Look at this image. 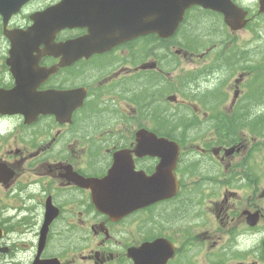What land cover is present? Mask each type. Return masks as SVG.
I'll use <instances>...</instances> for the list:
<instances>
[{
  "label": "flooded vegetation",
  "instance_id": "1",
  "mask_svg": "<svg viewBox=\"0 0 264 264\" xmlns=\"http://www.w3.org/2000/svg\"><path fill=\"white\" fill-rule=\"evenodd\" d=\"M60 1L27 0L17 11L14 4H0V107L5 104H22L24 107L22 113L0 111V166L11 172L7 182H3L4 178L0 173V224L10 230V219L15 217L8 215V212L19 209V204L25 203V215L21 216L23 220L19 223L25 221V235L29 237L25 241V264H31L37 251L36 238L43 221V202L49 198L58 207L59 217L49 228L41 257H58L61 264H134L128 257L127 250L152 240L153 236H142L140 226L123 224L126 219L112 221L107 214L95 207L90 189L80 188L72 182L73 172L84 178L104 176L115 151L134 148V133L125 136L126 133L121 132L117 140H111V133L108 136L107 133H93L89 124H77L79 117L84 121L112 118V114L108 113H105V117H99L92 113L83 115L74 112L69 123H62L53 114L25 113V84L32 87L33 96L50 90L60 92L85 87V101L94 97L100 102L99 106L114 104L115 101L119 103L120 100L126 101V106H130L134 100L141 99L143 88H153L151 95L155 106L158 101L167 105L173 99L169 95L170 89H167L166 94L161 91L170 84L168 63L172 54L167 51L160 60L158 57H150L149 67L142 69V38L138 37L114 44L103 52L74 60L70 65L62 67L60 52L56 55L48 53L47 44L43 40L48 37V45L61 44L88 35L90 31L100 37L104 36L107 24H104L106 13L103 0H89L91 19L88 26L60 29L53 35L39 34L44 28L45 20L40 13ZM234 2L247 11L248 22L243 29L230 33L240 40L241 45L238 48L248 53L249 44L253 41L251 25L255 21L263 20L264 12L259 11L257 0ZM205 15L204 11L197 15L191 14L187 21L188 25L201 21V36H206L207 29L211 30L215 24L213 19H206ZM35 18L41 21L39 27L25 36V31L35 23ZM222 30L228 31V28L223 24ZM150 37L157 39L155 35ZM96 46L100 48L103 44L98 42ZM209 53L205 52L204 55ZM185 55L192 56V53L184 52V58ZM204 55L200 61L203 69L215 67L221 62V56L207 58ZM210 59H213L211 64L206 66ZM241 63H247V56L245 60L241 59ZM232 64L236 66V59L232 60ZM233 65H228L227 68L233 69ZM163 67L167 69L163 70ZM221 71H216V75H220ZM262 71L264 72V68ZM143 75H150L153 81L143 82ZM159 76L166 80L159 81ZM252 83L253 76L247 71L238 85L232 87L234 97L225 96L226 100H230L229 118L232 121V130L230 133H214L213 137L204 138L205 148H202L205 157L224 165L230 171L232 177L226 179V184L243 187L242 195L231 192L230 196L224 195L218 205L222 219H228L229 215L226 213L230 210L231 219L245 228L240 235V244L235 250H230L228 261L224 264H264V189L259 187L264 186V86L257 92L256 100L260 106L254 110ZM212 84L211 81H202L199 86L207 90L211 89ZM99 87L110 91L106 99L95 96L100 91ZM203 93H207L209 97L212 95L207 91ZM216 95L217 93L213 100L217 105L226 103L225 99ZM238 100L251 105L242 114H237ZM32 102L35 105L40 101L35 98ZM202 115L205 119L209 118L207 113ZM239 117L245 119L246 123L242 127L247 125L246 133H241L242 130L237 128ZM214 118L219 121L221 116ZM254 118L263 121L262 133H252ZM133 162L136 169H143L147 173L156 164L155 159L147 156H134ZM70 170L71 173L68 174ZM230 199L233 201L228 205ZM35 200L41 205L38 210L31 212L30 203ZM7 202H15L16 205ZM246 209L259 213L254 226L245 223L241 212ZM139 213L128 216H133L132 220H135ZM135 226L138 227V234L135 239H131ZM238 228L231 225L226 230L234 231ZM161 233L165 237L170 235L168 230ZM52 235L54 241L51 240ZM62 239H68L69 243L61 241ZM52 243L55 244L54 248H51ZM67 250L70 252L66 253ZM237 252L244 257L240 261H237ZM177 253L178 247L175 249V256ZM11 254L12 251L0 256L7 259ZM174 259L166 264H173Z\"/></svg>",
  "mask_w": 264,
  "mask_h": 264
},
{
  "label": "rangeland",
  "instance_id": "2",
  "mask_svg": "<svg viewBox=\"0 0 264 264\" xmlns=\"http://www.w3.org/2000/svg\"><path fill=\"white\" fill-rule=\"evenodd\" d=\"M251 28L255 29L257 33V35L254 36L253 42L249 44V47L253 48V71L254 73H258L257 72L259 70L258 67H261L264 65V36L259 35V33L264 31V19L253 22L251 25ZM182 29L188 34L192 33L190 32L189 25H185ZM220 31L222 30H220V25H219L218 27L214 29L213 32L209 33V40H210L209 46L206 45V48L209 47L208 48L209 51L207 52H210V53L204 56H206L207 58H214L217 56H221V63H219L217 66L215 65V67H212V68H217L221 66V64H223V57H227L231 51L238 52L237 47L241 45L240 40L236 39L235 35H232L229 31H226V33H220ZM220 40H221V44L215 47L214 44ZM175 41L176 39H174L173 43L171 42L168 47V48H171L173 52L171 57L175 56L176 58L175 62H171L172 65L168 67V70L170 71L169 73L170 76L168 79H172V90L174 92H178V90L181 89L179 78L182 76L184 77L187 71H198V69H200L201 67L200 61L202 60L203 55L201 56L185 55V58H183L182 54L179 53L181 52V47H179ZM152 47L154 51L158 50V54H161L164 51L165 52L168 51V48L166 47L165 44L161 46L159 44L158 45L155 44ZM141 50H142V46H141ZM144 50L145 49L142 50V53ZM204 50L205 49L199 46L198 50L194 51V53L198 55V54H201L202 51ZM242 55L244 54H241L240 56ZM146 60L147 62H150V58H147ZM192 60H197V61L193 62ZM210 60L211 61H208L206 66L210 65L213 59H210ZM162 69L166 70L167 68L163 67ZM221 70L223 72H226V70L224 69H221ZM259 76L263 77L262 75H259ZM99 90L100 91H97L95 96L101 99H106L110 95V91L103 87H99ZM174 95L176 96L177 101L174 104H171L168 106L175 105L174 107V110H175L178 106H182L180 104L182 101L183 102L185 101H184V98L181 97L179 94L177 95V93H175ZM141 98L142 100L147 101L146 97L142 96ZM96 102H99V101H96ZM114 104L116 105V111H113L107 106L104 107L105 105L101 104L100 105L102 107L101 110L93 109V113H97L101 117H105V113H108V114L114 113L113 116L118 117L122 122L124 120H128L126 116L123 114V111L126 109V101L120 100L119 103L115 101ZM188 104L193 105V107H195L197 110L203 107L201 102L198 101L197 99L195 100L192 99V101L189 102ZM96 105H99V104H96ZM140 119L141 117H137V116L131 119L132 122L126 125L127 130L125 127V133H126L125 136L128 135L127 133H129L130 130L135 129L137 127L136 122L139 121ZM190 143L192 144L191 149L196 150L197 142L190 141ZM183 166L186 168V164H183ZM223 168L224 167L222 166L221 170H223ZM202 170H204V165L203 163H200L197 165L196 169H193L192 177L190 175L189 177H187L186 174L182 175L186 181L185 183L186 188L189 186V184H192V183L199 186L203 183V181H215L214 179L206 178L207 176L204 175ZM223 182H222L223 186H221V189L219 190L218 197L200 198L198 196L199 202L198 201L191 202L189 203L187 207L183 209H179L177 211L175 210V213L173 214V218L169 219V221L167 222L168 225L171 226L170 227L171 229H168L164 226L166 217H162L161 219L163 220V222L158 223V227L160 229L165 230V231L168 230L169 232L173 231L172 234L174 238L177 240V242H181L182 240L187 241L188 239H192V236H193L192 241L196 243V246L191 250V254H194V256H196L197 258V261L194 260V258H192L194 263H199V264H213L214 263V259L212 258L210 260H205V261L203 260L204 258L202 257L203 251H201L199 244L207 243L209 246H212V244L215 241H217V237L220 236L222 234V231L224 230V228L222 227L223 223L222 222L220 223V219L216 217L217 207L215 205L219 201L220 197L222 196L221 194L224 192L225 185L223 184ZM259 187L262 188V186H259ZM206 193L209 194L210 192L207 191ZM224 194H228V192L226 191ZM180 199L182 200V197ZM7 204L16 205L15 202H7ZM40 205L41 203L39 201H36V200L32 201L30 203V211L35 212L36 210L40 208ZM18 207L19 209H17V211L16 209H12V211H16L14 213H11L10 211L8 212V215H13V217H15L14 219H10V224H11L10 227L14 229V231L11 232L8 238V243L15 245L14 258L16 257V259H14L13 257H8L7 259H5L0 256V264H8V263H11L13 260H15L16 262L15 264H25V257H22V254L24 253V251H21V248L25 249V241H28L29 237L25 235V227H24L25 221L24 223L22 222L19 223L20 221L23 220L21 219V215H25V203L24 204L20 203ZM63 207L65 208V206ZM151 216L152 215H148V217H145L144 219H149ZM142 223H144V220L142 221ZM232 226L240 227L241 225H238L235 223V224H232ZM142 227L143 229H145V226L142 225ZM133 228H134L133 230L134 233L131 234V237H130L131 239H135L138 234L137 233L138 227L135 226ZM243 229L245 228L242 227L231 233L223 234L222 241H223V247L225 246L224 250H227V252H229L231 248H235L236 246L239 245L238 240L240 239L241 233H243ZM16 230H22L23 232L16 233L15 232ZM203 231H208L209 233L207 235H204V234L202 235ZM142 235L144 236L147 235V232L143 231ZM205 236L209 238H206L207 240L206 239L203 240ZM177 238L182 239V240L178 241ZM54 240L55 239L52 238V241ZM67 240L68 239L64 240V242L69 243ZM54 247H55V244L52 243L51 248H54ZM212 249H213L212 251L208 250L211 256L214 253V251H216V245L213 246ZM68 252L70 251L67 250L66 253ZM242 257L243 256L240 255L239 252H237V261H240Z\"/></svg>",
  "mask_w": 264,
  "mask_h": 264
},
{
  "label": "water",
  "instance_id": "3",
  "mask_svg": "<svg viewBox=\"0 0 264 264\" xmlns=\"http://www.w3.org/2000/svg\"><path fill=\"white\" fill-rule=\"evenodd\" d=\"M66 3L67 1L60 5L64 6ZM261 4L264 7V0H261ZM217 10L225 14V20L231 27L236 28L240 26L239 23H233L232 17L235 16V9L229 3H225L223 6L217 8ZM138 137L139 143L135 150L136 154L159 157L160 162L156 167V172L149 177L143 174L134 175L127 167V164L124 165L121 162L124 154L122 152L118 153L108 176L104 179V182H99L101 184L104 183L103 191L106 196L103 198V193H100L103 199L95 201L97 206L105 205L110 212L127 214L137 207H143L156 200L168 197L166 195L170 194L169 188L175 184V179L171 173L175 166L174 158L176 157L177 149L165 139H157L147 131H139ZM87 185L84 184V186ZM174 191L175 188H173ZM54 215L55 212L53 210L49 211L46 222L52 220ZM42 231L44 232V230ZM1 236L2 233L0 231ZM44 240L45 236L43 235L40 240L41 244L44 243ZM37 264L56 263L49 260L38 261Z\"/></svg>",
  "mask_w": 264,
  "mask_h": 264
},
{
  "label": "trees",
  "instance_id": "4",
  "mask_svg": "<svg viewBox=\"0 0 264 264\" xmlns=\"http://www.w3.org/2000/svg\"><path fill=\"white\" fill-rule=\"evenodd\" d=\"M142 99V98H141ZM144 103H147V101H145V100H142ZM177 129V125L175 124V126H174V131ZM176 203H178V205H176L175 206V210H179L181 207H182V203H180V202H176Z\"/></svg>",
  "mask_w": 264,
  "mask_h": 264
}]
</instances>
